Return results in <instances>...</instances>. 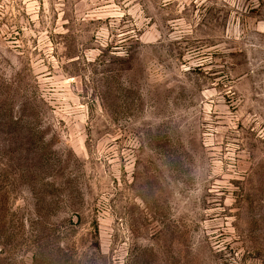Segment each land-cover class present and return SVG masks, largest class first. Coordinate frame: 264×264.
<instances>
[{
	"label": "rangeland",
	"instance_id": "rangeland-1",
	"mask_svg": "<svg viewBox=\"0 0 264 264\" xmlns=\"http://www.w3.org/2000/svg\"><path fill=\"white\" fill-rule=\"evenodd\" d=\"M0 264H264V0H0Z\"/></svg>",
	"mask_w": 264,
	"mask_h": 264
}]
</instances>
